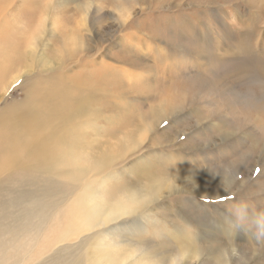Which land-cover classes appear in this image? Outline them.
I'll list each match as a JSON object with an SVG mask.
<instances>
[{"label":"rangeland","instance_id":"obj_1","mask_svg":"<svg viewBox=\"0 0 264 264\" xmlns=\"http://www.w3.org/2000/svg\"><path fill=\"white\" fill-rule=\"evenodd\" d=\"M6 49L0 114L33 86L70 83L99 136L78 129L96 147L69 155L83 161L78 183L22 164L19 147L17 164L1 161L0 264H264V0H0ZM113 152L124 158L109 172L92 169ZM88 183L92 228L45 248L52 225L73 231ZM122 198L136 203L108 215Z\"/></svg>","mask_w":264,"mask_h":264},{"label":"bare ground","instance_id":"obj_2","mask_svg":"<svg viewBox=\"0 0 264 264\" xmlns=\"http://www.w3.org/2000/svg\"><path fill=\"white\" fill-rule=\"evenodd\" d=\"M75 35H77V34H75ZM77 38H79V37L77 36ZM12 46L13 47L11 50H13V48H14V45H12ZM8 51H9L8 49L2 50L0 52V54L2 53L0 56L4 57V58L7 57V55L9 54V53H7ZM187 57H189V56H187ZM189 59H191V58H189ZM180 60H181V58H180ZM173 63H175V62H173ZM185 64H187V61ZM188 65H190V64H188ZM260 69H263L262 63L260 64ZM86 77H88V76L80 73L81 83H83L86 80ZM59 81H61V80H59ZM112 81H113V79L110 82V88L111 89H112V87H111ZM44 83H45V81H44ZM49 84H51V83L49 82ZM52 84H56V83L54 82ZM42 85H44L43 82L41 83L40 86H42ZM69 85L70 86L57 85L58 87H56V86L55 87H48L45 84L42 88L33 86L32 89H30V91L28 93L26 92L27 93L26 99L23 102H20L17 104L15 103L14 105H11L10 107H8V109L5 113L0 114V163L2 160H5V166H8V167H12L15 164H17L18 162H17L16 156H15V148L19 147L28 157V161L24 162L22 164L27 165L29 167H32L35 171L40 169V168H43L44 170L49 171V172H61L64 177H70L71 181L78 183L79 177L76 179V176L74 175V173L77 174L78 171H79V173L84 172L85 169H83V168L79 169V166H80V164L82 165L83 161H81L80 158H77L78 156L80 157V154H79V155H76L77 156V157L75 156L76 159H74V161L72 160V162H71L69 159V155L71 156V154L74 153L72 151L75 150L73 148L76 145H77V147H79L83 151L95 150L96 147L93 145L92 142H91L92 145H90L91 143L89 144L88 140H86V138H87L86 136H88L90 133H92L93 135L95 134V135L99 136V133H98L99 130H98V127L96 124L97 114L94 112L96 115L91 113V116H88L90 114V112H88V111L92 108H90V109L87 108L88 109L87 110L85 107L86 106L85 103L87 104V102L89 101L88 100L89 95H82L78 98H75L70 93L71 90H73L75 88H73L70 83H69ZM78 88H80V87H78ZM78 88H76V89H78ZM115 88L117 89L116 91H119L117 87H115ZM91 90L97 91V92L99 91V89L97 87H94ZM80 91H84V89L80 90ZM108 91L109 92H106V94H104V95H105V98L107 100H110V95L113 91H115V89H113V91H111V90H108ZM60 100H61V102H63V101H65V103L67 102L66 105H64L65 107L66 106L69 107V104L70 105H73V104L79 105L80 104L81 107L79 105L80 108L78 106L76 107L77 111H75V110L72 111V110H70L71 109L70 107H69V109L66 107L67 108L66 109V108H64V106H61L63 104L59 102ZM117 100L118 101H125V97L119 96ZM91 102H92V99H91ZM59 103L61 105H59ZM171 103H172V101L170 99L163 100L159 106L161 108L158 109L157 112L158 111H160V112L164 111V109H166V107L168 105H171ZM87 105H90V104H87ZM90 106L92 107L93 105H90ZM97 107H99V106H97ZM94 108L97 110L99 109V108H96L95 105H94ZM95 109H93L92 112ZM100 109L102 110V108H100ZM98 111H100V110H98ZM102 112H104V111L102 110ZM114 112H115V110H114ZM160 112H159V114H160ZM78 113H79V115H78ZM117 115H119V114H117ZM83 116H86V117L88 116V118L91 117L93 123L89 122L91 120L85 121L83 124L81 123L82 125L77 123L76 120L78 121V118L83 120V121L85 119H87L85 117L83 118ZM105 117H107V116H105ZM125 118H126V116H125ZM72 122H74V123L76 122L77 125H75V124L72 125ZM154 122H155V120H154ZM149 127H152V126H149ZM80 128L84 131V133H82V131H80V133H79L78 129H80ZM90 128H93V129L90 130ZM146 130H147V128H146ZM146 130H144V131H146ZM147 131H149V130H147ZM81 133L83 135L86 134V136H85L86 138L83 137V135L81 136ZM149 133H151V132L149 131ZM89 139H90V137H89ZM126 143L132 149H135L138 147V146H133L134 144H132L127 139H126ZM136 144H137V142L135 143V145ZM77 149L75 152L76 154L81 151L80 149H79V151H77ZM73 155H75V154H73ZM115 155L118 156L117 159L124 158V156L119 152L117 154H114V152L111 154H105V155L99 157L98 159L96 158V160L92 161V162H95V163H93L94 166L91 165V167L93 166L92 169L93 170L95 169V171H96V169L99 170L100 171L99 173H101L102 171H105V170L108 171V169L110 170L115 165V162L117 161V159L114 160ZM86 161L88 162V160H86ZM90 161H91V159H90ZM90 161H89V163H90ZM80 162H82V163H80ZM84 162H85V160H84ZM87 162H85V163H87ZM86 169H87V167H86ZM95 171H93V172H95ZM112 171H114V170H112ZM118 174H119V172H118ZM120 174H121V171H120ZM78 175L79 174H77V176ZM104 175H105V173L103 174V177H104ZM178 177H180V176H178ZM23 179H28V176H25ZM81 179L82 178H80V180ZM229 179H232V176H229ZM101 180H102V178H101ZM119 180H121V179H119ZM90 182H91V180H90ZM178 182H180V180ZM184 182H186V181H184ZM89 185H90L89 183L84 184V188L81 190L80 193H78V195L76 197V200L79 202L78 208L76 210H81L83 212V215L82 216L74 215L72 218H68V227L70 229H72L73 231L70 234H66L67 230H66V228L63 227V224L61 222H57L56 224L52 225L51 228L48 230L49 234L45 238L46 240L44 239L45 241L43 242L45 248L48 247V249H50L51 248L50 246L53 247L56 242H59V241L64 240V239H69L73 236H78L81 232H83L85 230H90L92 228V220L100 212L101 204H99V203L95 204L93 202L94 201V194H93V197H92V195H90V193H91L90 187L91 186H89ZM94 185H95V183H94ZM150 185L151 184H149V186ZM173 185H171V186H173ZM144 186H146V185H144ZM208 187H209V185H208ZM151 188H152V185H151ZM151 188L149 187V189H146L149 191L144 192V195H145V193L147 194L148 192H150ZM169 189H171V188H169ZM154 191H155V189H154ZM154 191H152V192L154 193ZM69 192H70V190H69ZM150 193H148L147 195H150ZM165 194H167V193H165ZM169 194H171V193H169ZM150 197L147 196V198H150ZM157 197H158V195H157ZM147 198L145 197V199H147ZM152 199H154V198H152ZM122 200H123V198L117 203V206H115L109 210L108 215H113V214H118V213L123 215V213H128V211L131 207L130 205L133 203H136V200H134V199H132L131 201L130 200L122 201ZM234 227H236V226H234ZM185 231H187V229ZM184 233L186 234V232H184ZM55 240H57V241L54 242V244H53V241H55ZM186 242H188V239L186 240ZM42 246H43V244H42ZM45 251H47V250H45ZM35 253L36 252L34 251V255H35ZM57 259H58V257L55 258L54 260H57ZM99 263H102V261L100 260ZM57 264H62V263L60 261H58ZM68 264H84V260L83 259H76V260H74Z\"/></svg>","mask_w":264,"mask_h":264},{"label":"snow or ice","instance_id":"obj_3","mask_svg":"<svg viewBox=\"0 0 264 264\" xmlns=\"http://www.w3.org/2000/svg\"><path fill=\"white\" fill-rule=\"evenodd\" d=\"M167 124H168V122L165 121V127L167 126ZM221 199H222V201H223V200L227 199V197H226V196H221Z\"/></svg>","mask_w":264,"mask_h":264}]
</instances>
